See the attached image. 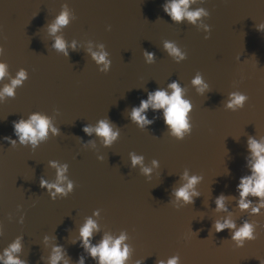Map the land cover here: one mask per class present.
Returning <instances> with one entry per match:
<instances>
[{
  "label": "water",
  "instance_id": "95a60500",
  "mask_svg": "<svg viewBox=\"0 0 264 264\" xmlns=\"http://www.w3.org/2000/svg\"><path fill=\"white\" fill-rule=\"evenodd\" d=\"M164 0H0V45L9 75L20 68L28 79L15 89V97L0 101V251L22 237L21 259L45 264L53 244L67 250L72 264L79 255L85 264L95 261L77 244L79 226L93 217L100 231L118 236L127 233V264H157L179 254L181 264H260L264 260V208L251 214L237 206L236 184L245 168L248 136L264 137V0H195L190 7L204 8L209 17L195 24L174 23L163 11ZM62 11L69 22L52 34L49 26ZM211 31L207 39V27ZM110 30H109V27ZM57 38L68 55L52 45ZM174 41L187 54L179 63L163 49ZM75 44V50L71 45ZM104 44L111 59L107 73L87 51ZM143 50L155 53L146 63ZM197 72L208 90L192 84ZM178 80L184 98L193 104L189 113L192 131L183 140L169 134L162 110H147L155 122L143 128L131 122L128 112L147 92ZM247 94L244 107L226 108L229 93ZM38 112L53 121L60 134L49 132L37 149L15 146L12 122ZM109 118L119 127L118 139L105 147L85 124ZM130 153L143 156L142 165H131ZM103 157V159H98ZM158 161L153 166V160ZM52 160L69 165L74 190L67 197L49 198L40 177L53 181ZM142 166L151 169L142 173ZM188 170L202 179L199 196L185 204L173 190ZM228 196L227 211H217L215 198ZM255 204L256 197L249 196ZM174 206H179L176 208ZM230 217L239 227L244 221L258 224L255 240L235 247L232 230L215 232V220ZM23 218V222L18 221ZM49 237L48 241L44 236ZM55 237V239H52Z\"/></svg>",
  "mask_w": 264,
  "mask_h": 264
},
{
  "label": "clouds",
  "instance_id": "9594fccd",
  "mask_svg": "<svg viewBox=\"0 0 264 264\" xmlns=\"http://www.w3.org/2000/svg\"><path fill=\"white\" fill-rule=\"evenodd\" d=\"M195 3V0H164L161 5L163 11L170 17L174 23H182L187 21L195 24L202 17H209L210 12L204 8L192 9L190 6ZM69 16L67 11H62L55 21L49 26L50 33L58 32L62 27L67 26ZM109 30L111 26H108ZM258 31H264V24L257 25ZM211 31V26L207 27L205 39L208 38ZM52 47L65 56L68 55L66 44L61 38H57ZM75 50V44L71 45ZM99 51H93L91 47L87 49L91 58L99 66L98 71L107 73L110 70L111 59L104 44H100ZM163 49L172 56L177 63L187 58V54L181 52L178 45L174 41L165 40ZM0 55H4V47L0 45ZM146 63L155 62V53L143 50L142 53ZM9 75L8 64L4 60H0V80H3ZM28 79V72L24 68H20L14 78L9 83L4 84L0 88V101L5 97H15V89L22 86L23 82ZM192 84L197 87V91L203 94L208 90V85L204 82L202 74L197 72L192 78ZM248 100L246 93L236 90L229 93V99L226 102V108L236 111L244 107ZM151 108L153 112L162 110L161 117L163 123L168 126V131L171 136L177 140H183L186 135L192 131V123L189 120V113L193 110V104L189 99L184 98L183 89L178 80H171L166 87H158L147 92V97L140 99L138 105H133L128 112L131 122H134L139 127L143 128L155 122L156 117L149 119L147 110ZM15 139L11 136L4 137L11 146H15L17 140L21 146L30 147L32 150L37 149L44 144L49 137V132L53 136L60 134V130L55 126L52 120L38 112L29 113L28 116L20 117L12 122ZM83 132L91 136L95 132L97 137L102 138L105 147L111 146L119 137L120 130L118 126L109 119L103 118L97 121L95 126L85 124L82 128ZM247 154L245 155V168L248 172L239 177L236 184L237 206L241 211L251 208V214H259L260 209L264 208V137L257 139L255 136H248ZM131 165L135 167L137 164L142 165L143 156L135 153H130ZM103 159V157H98ZM153 166L158 165L157 160L152 161ZM49 166L55 169V179L49 181L43 176L40 177V187L45 189L49 198L56 200L58 197H67L74 190V182L68 177L69 165L67 162L60 163L52 160ZM151 169L142 166V173L148 174ZM181 179L184 181L178 188L173 190V196L176 200H182L185 204L194 202V198L199 196V192L195 186L202 179L201 176L195 174L189 175L187 169L181 174ZM249 196L256 197L255 204L248 199ZM228 198L223 192L215 198V208L217 211H227L225 201ZM179 208V206H174ZM99 215V209H94L91 216L85 218L84 222L78 229V240H73L72 243L77 244L95 261V264H127L130 255V247L126 243L128 236L126 232H121L118 236H113L109 232H104L100 239L93 243L94 233L100 231L98 222L93 218ZM19 223L23 222L21 218ZM258 224H253L249 221H244L239 227L230 217H225L223 220H215L211 228L215 232H220L224 229L232 230L231 240L235 242V247H243L246 241L255 240L257 237ZM22 237H17L2 251H0V264H28L26 259H21L22 252L21 241ZM55 239V237H52ZM44 240L48 241L49 237L44 236ZM45 264H72L71 257L67 250L60 244H53L47 258L41 257ZM260 264H264V260H259ZM75 264H85V256L79 255ZM135 264H142L141 260H136ZM157 264H181L179 254L172 255L167 260H158Z\"/></svg>",
  "mask_w": 264,
  "mask_h": 264
}]
</instances>
